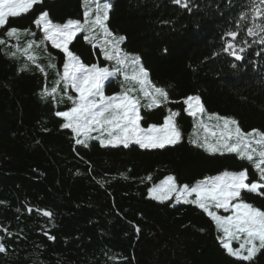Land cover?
Here are the masks:
<instances>
[{
    "label": "trees",
    "instance_id": "1",
    "mask_svg": "<svg viewBox=\"0 0 264 264\" xmlns=\"http://www.w3.org/2000/svg\"><path fill=\"white\" fill-rule=\"evenodd\" d=\"M111 3L107 23L126 38L121 47L138 55L150 79L180 101L167 108L180 110L182 138L163 149L102 146L95 139L87 147L76 144L71 130L61 127L63 118L55 115L71 102L41 98L58 79L47 67V53L57 57L60 72L63 53L50 42L47 52L44 46L36 50L45 76L20 53L6 55L17 41L0 29V39L6 40L0 45V228L12 233L0 231L8 249L0 254V264H249L227 254L214 222L201 209L175 198L153 200L148 190L168 175L192 185L225 169H248L250 180H258L252 165L235 153L210 154L189 143L193 118L182 103L198 95L209 113L233 117L245 131H264V45L247 37L251 47L240 53V62L223 51L224 40L231 39L225 33L242 11H249L250 0H191L188 8L173 0ZM44 11L53 22L64 23L83 20L84 9L82 0H42L28 13L9 18L6 27L36 33L21 37L22 47L28 39L42 38L34 20ZM69 48L86 64L113 67L82 34ZM119 91L118 80L106 82V95ZM167 108L142 109L141 126L162 124ZM246 199L264 209V197L248 194ZM251 264H264V250Z\"/></svg>",
    "mask_w": 264,
    "mask_h": 264
},
{
    "label": "snow or ice",
    "instance_id": "2",
    "mask_svg": "<svg viewBox=\"0 0 264 264\" xmlns=\"http://www.w3.org/2000/svg\"><path fill=\"white\" fill-rule=\"evenodd\" d=\"M173 2L188 8L191 0ZM40 3L42 0H0V29H5L4 34L9 39L17 41L12 46L15 51L6 55L15 57L20 53L47 76L45 68L38 63L40 57L36 50L44 46L47 52L46 42H50L53 48L63 53L62 72L54 62L57 57L47 53V67L56 70L58 79L53 82L51 89H44L41 98H51L57 104L65 98L71 102V107L57 111L55 115L63 118L61 127L71 130L76 144L87 147L88 141L92 139L98 140L102 146L123 145L125 148L130 143L143 149H163L166 145L177 144L182 138L177 123L181 113L180 110L167 108V105L180 101L171 100L169 91L150 79L149 70L138 55L130 54L121 47L126 38L114 33L107 23L113 8L111 0H82L83 20L68 19L58 23L50 19L47 11L40 13L34 24L42 31V38L39 41L28 39L22 47L21 37H35L36 33L30 28L22 30L15 26L6 27L9 18L20 17ZM242 32L245 34L241 35ZM79 34L93 47L99 48L104 60L113 62L111 69L98 63L86 64L70 50L69 45ZM225 36L231 39L224 40L223 51L236 60L244 59L240 53L251 47L247 37L253 38L252 43L264 45V0H250L249 11L240 13L235 27L229 29ZM5 43L6 40L0 39V45ZM24 69H28L27 63ZM113 80L119 81L120 91L106 95V82L111 83ZM142 98H146L147 103L142 104ZM182 103L186 106L183 111L193 118L189 143L210 154L223 156L235 153L240 160L252 165L258 180H250L248 169H225L192 185L178 184L176 176L168 175L149 188L148 194L153 200L163 202L175 198L177 203L183 202L201 209L214 222L217 239L227 254L237 261L251 264L257 253L264 250V209L246 199L248 194L264 197V191H260L264 189V131H245L235 118L209 113L198 95H189L183 98ZM161 105L167 108L163 123L142 127L144 117L141 110ZM151 178L146 177L149 180ZM220 210L225 214H220ZM32 211V208H28L29 213ZM35 211L42 212L45 217H53L49 210ZM136 230L139 232L138 228ZM0 231L8 237L12 236L7 228H0ZM4 239L5 236H0V254L8 252ZM49 239L54 237L49 236ZM233 241L239 246L233 247Z\"/></svg>",
    "mask_w": 264,
    "mask_h": 264
},
{
    "label": "rangeland",
    "instance_id": "3",
    "mask_svg": "<svg viewBox=\"0 0 264 264\" xmlns=\"http://www.w3.org/2000/svg\"><path fill=\"white\" fill-rule=\"evenodd\" d=\"M213 123H215V122H213ZM144 128H147V127H144ZM261 191V190H260ZM220 214H221V212H220ZM239 245H238V243L237 242H235V241H233V247H238Z\"/></svg>",
    "mask_w": 264,
    "mask_h": 264
},
{
    "label": "water",
    "instance_id": "4",
    "mask_svg": "<svg viewBox=\"0 0 264 264\" xmlns=\"http://www.w3.org/2000/svg\"><path fill=\"white\" fill-rule=\"evenodd\" d=\"M233 58L235 59V57L233 56ZM238 61H241V60H238Z\"/></svg>",
    "mask_w": 264,
    "mask_h": 264
}]
</instances>
